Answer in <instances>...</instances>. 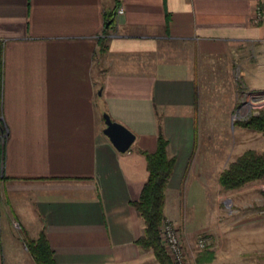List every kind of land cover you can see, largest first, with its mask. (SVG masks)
<instances>
[{
  "label": "crops",
  "instance_id": "crops-1",
  "mask_svg": "<svg viewBox=\"0 0 264 264\" xmlns=\"http://www.w3.org/2000/svg\"><path fill=\"white\" fill-rule=\"evenodd\" d=\"M263 1L0 0V264L18 245L35 264L16 229L43 232L55 264H159L131 205L158 128L174 158L162 214L188 252L172 211L186 189L204 202L228 163L210 143L224 139L206 118L214 93L227 121L241 86L264 92ZM103 113L133 133L125 152Z\"/></svg>",
  "mask_w": 264,
  "mask_h": 264
},
{
  "label": "rangeland",
  "instance_id": "rangeland-1",
  "mask_svg": "<svg viewBox=\"0 0 264 264\" xmlns=\"http://www.w3.org/2000/svg\"><path fill=\"white\" fill-rule=\"evenodd\" d=\"M240 89L242 92L237 96L239 107L231 120L225 121L221 92L214 93L206 111L210 130L224 138L210 143L225 144L228 162L245 149L264 150L263 135L236 124L237 120L264 108V92H251L244 86ZM212 182L204 202L200 199V189H186V197L181 199L177 210L172 211L176 225L182 224L186 232L194 233L188 252L183 249L188 264H195L196 255L203 251L213 252V259L206 264H264V213L259 209L264 206V180L248 182L230 191L217 189L215 177ZM14 232L20 236L21 242L29 239L23 230ZM200 233H206L209 242L203 251L195 252L194 241ZM178 234L181 241L180 231ZM21 249L18 245L13 250L12 263L27 264L28 256L23 257Z\"/></svg>",
  "mask_w": 264,
  "mask_h": 264
},
{
  "label": "trees",
  "instance_id": "trees-1",
  "mask_svg": "<svg viewBox=\"0 0 264 264\" xmlns=\"http://www.w3.org/2000/svg\"><path fill=\"white\" fill-rule=\"evenodd\" d=\"M242 128L258 132L264 136V108L256 114L236 121ZM147 176L138 198L131 202L142 222V230L135 243L141 249H148L159 264H171L165 254L158 236V226L163 219L162 206L164 190L173 168L174 158L167 154V140L160 129L157 130L153 151H143ZM264 180V150L245 149L227 163L217 176L218 186L223 191L235 190L252 181ZM264 213V206L259 208ZM35 264H55L52 251L43 234L23 242ZM213 259L212 251L198 253L195 264L208 263Z\"/></svg>",
  "mask_w": 264,
  "mask_h": 264
},
{
  "label": "built area",
  "instance_id": "built-area-1",
  "mask_svg": "<svg viewBox=\"0 0 264 264\" xmlns=\"http://www.w3.org/2000/svg\"><path fill=\"white\" fill-rule=\"evenodd\" d=\"M121 11V8L117 10L118 13ZM251 21L264 27V1L261 4L255 6ZM158 236L162 248L171 264H188L186 255L178 237V232L168 219H161L158 226ZM208 242L209 236L206 235V233L198 234L194 241V251H203L206 248Z\"/></svg>",
  "mask_w": 264,
  "mask_h": 264
},
{
  "label": "water",
  "instance_id": "water-1",
  "mask_svg": "<svg viewBox=\"0 0 264 264\" xmlns=\"http://www.w3.org/2000/svg\"><path fill=\"white\" fill-rule=\"evenodd\" d=\"M102 118L104 124L102 133L118 152H125L133 141V133L122 124L111 120L105 113L102 114Z\"/></svg>",
  "mask_w": 264,
  "mask_h": 264
}]
</instances>
